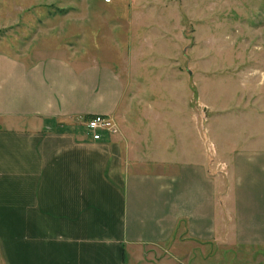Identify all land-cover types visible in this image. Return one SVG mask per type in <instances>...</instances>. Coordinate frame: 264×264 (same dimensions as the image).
I'll return each mask as SVG.
<instances>
[{
	"label": "crops",
	"instance_id": "0c3cea01",
	"mask_svg": "<svg viewBox=\"0 0 264 264\" xmlns=\"http://www.w3.org/2000/svg\"><path fill=\"white\" fill-rule=\"evenodd\" d=\"M123 94L110 63L0 50L4 264H155L159 247L162 264H206L219 249L264 251V146L222 152V176L173 132L120 116ZM95 114L120 132L95 140Z\"/></svg>",
	"mask_w": 264,
	"mask_h": 264
},
{
	"label": "rangeland",
	"instance_id": "374dc122",
	"mask_svg": "<svg viewBox=\"0 0 264 264\" xmlns=\"http://www.w3.org/2000/svg\"><path fill=\"white\" fill-rule=\"evenodd\" d=\"M0 50L110 63L124 86L120 116L173 132L222 176L226 153L264 146V0H0ZM168 249L148 257L162 264ZM230 252L206 264L264 262L262 250Z\"/></svg>",
	"mask_w": 264,
	"mask_h": 264
},
{
	"label": "built area",
	"instance_id": "2783aa9c",
	"mask_svg": "<svg viewBox=\"0 0 264 264\" xmlns=\"http://www.w3.org/2000/svg\"><path fill=\"white\" fill-rule=\"evenodd\" d=\"M86 127L92 132L93 138L95 140L101 139L104 132L108 133H114L118 130L117 123L113 116L107 115V114H95L92 115L89 119L85 122ZM213 147V145H211ZM215 150H212L214 154ZM223 166V169L225 170V166Z\"/></svg>",
	"mask_w": 264,
	"mask_h": 264
}]
</instances>
